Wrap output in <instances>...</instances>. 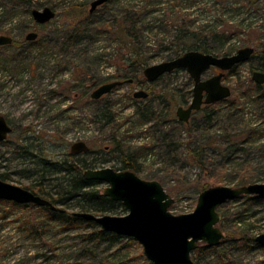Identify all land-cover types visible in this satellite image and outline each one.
<instances>
[{
    "label": "rangeland",
    "instance_id": "rangeland-1",
    "mask_svg": "<svg viewBox=\"0 0 264 264\" xmlns=\"http://www.w3.org/2000/svg\"><path fill=\"white\" fill-rule=\"evenodd\" d=\"M31 1L37 9L51 7L55 17L40 24L23 0L4 14L0 4V35L15 42L0 46V115L12 127L8 139L0 143V173L7 174L9 183L27 187L36 182L42 173L36 164L40 156L64 160L78 141L93 150L105 152L110 147L107 154L114 155L113 160L97 165L98 169L118 168L122 159L133 161L129 146L152 149L134 155L140 167L134 171L162 183L175 199L173 214L192 212L205 182L209 187L240 186L242 179L250 181L246 184L264 182V100L256 96L259 91L252 79L255 67L264 62L260 55L264 0H108L94 12H90L93 0ZM130 13L134 18L128 22ZM80 25L87 28L76 44L64 47L60 41L52 42L63 41ZM180 29L184 42L178 39ZM31 31L38 33L34 41L26 39ZM192 32L194 37H186ZM184 44L194 45L193 49L203 44L219 56L246 46L257 54L226 72L223 84L232 90L229 98L204 106L187 123L178 119L176 110L192 100V93H187L193 88L189 72L179 69L150 83L143 74L146 66L185 50ZM129 56L144 62V67L126 70L122 57ZM123 73L136 77L137 83L122 84L93 101L90 94L95 87ZM214 73L212 68L204 78ZM136 86L148 90L150 98L134 99ZM140 133L143 136L136 137ZM114 140L121 142L124 154L115 153ZM104 152L95 158L107 156ZM94 156L75 159L83 164ZM105 187V183L98 186L102 192ZM244 202L239 196L219 208V226L227 239L247 231L253 236L264 233V199L249 211ZM57 206L62 212L78 211ZM126 213L120 207L115 215ZM46 218L40 209L19 211L0 203V264H98L99 258H78L77 247H95L81 240L82 228L63 229L48 224ZM201 245L209 247L202 264H264L262 246L232 250L229 243ZM131 247L128 255L138 259L129 264H149L139 257L143 247L138 242ZM113 250H102V257Z\"/></svg>",
    "mask_w": 264,
    "mask_h": 264
},
{
    "label": "water",
    "instance_id": "water-1",
    "mask_svg": "<svg viewBox=\"0 0 264 264\" xmlns=\"http://www.w3.org/2000/svg\"><path fill=\"white\" fill-rule=\"evenodd\" d=\"M108 0H93L90 12ZM36 23L44 24L55 17L51 7L32 9ZM38 33L31 31L26 35L30 41L36 40ZM13 38L0 35V45H8ZM254 47L240 48L232 55L218 56L199 50H189L170 60L145 67L144 75L149 81H155L175 69H186L194 79L193 98L188 107L180 105L177 116L183 122H189L191 114L201 109L202 104H212L229 98L232 90L223 84L225 72L233 70L237 65L249 60ZM264 53V45L262 49ZM212 66L222 70L221 73L208 79L203 74ZM252 79L257 84H264V71L255 70ZM132 80L130 79L129 82ZM124 81L117 80L105 83L92 92L94 99L112 91ZM136 97L146 98L148 93L137 91ZM12 127L7 119L0 115V141L7 139ZM89 146L84 141L75 142L72 152H87ZM86 178L108 184L104 194L116 201H121L128 212L124 215L101 214L76 211L74 215L95 221L105 231L115 232L133 238L142 247L144 255L152 264H196L192 251L206 243L209 246L220 245L225 234L219 226L222 214L219 208L224 203L242 195H254L264 199V182H256L240 186L217 185L200 192L195 209L184 214H173L170 207L175 202L162 183L158 180H146L136 172L117 171L111 167L87 169ZM0 199L17 203H34L46 206L55 211H63L50 200L35 194L22 186L9 183L0 178ZM256 241L264 247V233L256 236Z\"/></svg>",
    "mask_w": 264,
    "mask_h": 264
},
{
    "label": "trees",
    "instance_id": "trees-1",
    "mask_svg": "<svg viewBox=\"0 0 264 264\" xmlns=\"http://www.w3.org/2000/svg\"><path fill=\"white\" fill-rule=\"evenodd\" d=\"M3 1H5L4 4ZM11 1L14 2V5H12V7H9L8 5L9 2ZM23 2L24 4H26L28 8V12L30 13L32 9L35 7V5L32 3L31 0H23ZM19 3L20 0H0V4L4 11L2 12V14L6 13L8 11V8H12L13 10H15L18 7ZM130 17L134 18V16L130 13L126 18L128 22L132 20ZM132 24L134 23L132 22ZM130 27L132 29L134 28V26H130ZM85 28H87L85 27V25H80L78 28H74V31L71 32L70 35H66L63 41H61L58 38H55L56 40L54 39L53 41L52 40L51 41L52 42L60 41L64 45V47L74 45L80 40V35L82 34V32L86 30ZM182 32L183 31L180 29L178 33L179 41H183L184 34H182ZM193 34H196V32H192L190 34L186 33V37L189 36L194 37L195 35ZM9 46H12V44L8 45V47ZM193 47L194 45L190 47H186L185 44L183 45V48L185 50ZM198 49H201L202 51H205L207 53L211 52V50H209L203 44L198 46ZM185 50H177L175 56L180 55L181 54L180 52ZM254 56H257V54L255 53ZM262 56L264 58V55ZM122 60H123L122 61L123 67L124 68L126 67V70L133 68L134 65H137L141 68H143L145 65L144 62L141 63L139 59L136 60L134 56L122 57ZM129 60H131L130 63ZM255 69L264 71V62L263 63L260 62V64L257 67H255ZM123 74L125 75V77H129L127 73H123ZM253 84L259 91L256 96L259 99L264 100V84H257V83H253ZM190 92L191 89L187 93L189 94ZM173 98L176 99V94L173 95ZM176 100L175 101L177 103L180 102V100L178 99ZM171 101L173 102V100ZM236 101H238V99H236ZM142 112L143 111H141V114ZM140 136L142 137L143 135L140 133L137 134L136 137H140ZM114 142L115 143L113 150L115 151V153L124 154V152L127 150L130 153L129 156L133 157V161H130L128 159H122V161L120 162L122 169H133L139 171L140 167L139 165H136L134 161L136 159L135 156L139 157L146 154L147 152L152 151V149L150 148L144 149L139 145L129 146L126 150H124L120 141L114 140ZM25 148L26 150H28L27 147ZM30 155L31 157L35 156L33 153H30ZM118 157L120 156L117 155V158ZM36 164L42 167L41 176L36 179L37 180L36 182L27 186V188L33 190L36 193H39L41 195L50 198L54 203L61 204L64 207L73 210L77 209L78 211L81 212H92L97 215H101L105 213H112V214L119 213L120 207H122L123 210H125L124 205L120 201H114L110 197L104 195L103 192L99 190L92 181L87 180L84 177L83 171L84 168L88 166L87 162L81 164V162H77L75 159H72L71 156H69V158H66L64 160H59V159L49 158V156L46 154L40 156V159L38 162L36 161ZM47 174H48V178H47ZM248 182L250 181L242 179L240 180L239 185L240 184L243 185ZM208 187H209V183L207 182L203 183L202 185L203 190ZM242 197L245 198L244 205L248 204L249 207V209H245V211H249L251 209L250 207L256 205L258 202L263 200L262 198L254 195H242ZM0 203L2 205L9 206L19 211L28 212L29 208L40 209L42 211H45L47 214V218L45 221L48 224L60 225L63 229L82 228L81 230L84 231V233L80 234L81 240L87 244H91V245L95 244V247L94 246L77 247L78 258L82 259L83 261H85L86 259L90 260V259L99 258L98 264H129L138 259V255L135 257L128 255L129 249L132 248L131 246L137 244V242L133 238L122 236L111 231H105L101 229L100 225L97 224L95 221L80 216H76L74 215V212H68V211L59 212L48 209L47 207H37L35 205H28V204L23 205V204L15 203L13 201H5L1 199H0ZM254 214L255 213H253V215L251 216H255ZM244 220L245 219L243 218V221ZM255 238L256 236H253L252 234L249 233V231H247V233H243V235L237 238L227 239L224 237V239L221 241V244L229 243V245L231 246L230 248L232 250L261 249L260 247L261 245L256 241ZM117 244L119 245V247H100L102 245L112 246ZM206 249H209V247L206 245L204 247L203 245L200 244L199 247H197L192 251V258L196 264H202V262L204 261V257H203L205 253L204 251ZM102 250L103 251L113 250V251L112 253H109L110 255L102 257L101 254ZM139 257L143 258V260H145L146 262H149V264H152L149 260H147V257L144 255L143 250L140 252Z\"/></svg>",
    "mask_w": 264,
    "mask_h": 264
},
{
    "label": "flooded vegetation",
    "instance_id": "flooded-vegetation-1",
    "mask_svg": "<svg viewBox=\"0 0 264 264\" xmlns=\"http://www.w3.org/2000/svg\"><path fill=\"white\" fill-rule=\"evenodd\" d=\"M91 6V5H90ZM14 43V40H13V42L11 43V44H13ZM11 44H8V45H11ZM8 45H6V46H8ZM0 46H4V45H0ZM255 49V48H254ZM189 50H199V51H202L201 49H193V48H190V49H187L186 51H189ZM239 50V49H238ZM237 50V51H238ZM185 51V52H186ZM202 52H205V51H202ZM207 53V52H206ZM255 53H256V51L254 50V53H253V55H252V57L255 55ZM262 55H264V53H263V51H262V53H261ZM260 54V55H261ZM181 55V54H180ZM180 55H178V56H180ZM178 56H174L173 58H177ZM219 56V55H218ZM173 58H171V59H173ZM244 63V62H243ZM241 64V63H240ZM239 64V65H240ZM135 66V65H134ZM238 66V65H237ZM236 66V67H237ZM136 67H138V66H136ZM135 67V68H136ZM147 67V66H146ZM212 68H214L215 69V73L213 74V75H211L210 77H212V76H214V75H217V74H219V73H221L222 72V70L220 69V68H218V67H215V66H212L211 68H209L208 70H210V69H212ZM125 69H126V67H125ZM124 69V70H125ZM145 69V68H144ZM144 69H143V74H144ZM181 69H183V68H181ZM179 69H175V70H173L172 72H170V73H173V72H176V71H178ZM207 70V71H208ZM261 71H263V70H261ZM206 73V72H205ZM204 73V74H205ZM190 74V73H189ZM204 74H203V76H202V78L203 79H208V78H210V77H208V78H204ZM225 76H226V72H225V74H224V77H223V79L225 78ZM144 77H145V75H144ZM162 77V76H161ZM160 77V78H161ZM146 78V77H145ZM160 78H158V79H160ZM132 80L131 82H129V80ZM157 79V80H158ZM223 79H222V81H223ZM117 80H121V81H124V83L123 84H128L129 86H132V85H135L136 83H137V78L136 77H125V76H122V75H120V76H117L115 79H111L110 81H107V82H104V83H101L99 86H97V87H95L93 90H92V92L95 90V89H97L98 87H100L101 85H103V84H105V83H109V82H112V81H117ZM146 80L150 83V82H153V81H149L147 78H146ZM190 80L191 81H193V88L191 89V92L190 93H192V98H193V89H194V85H195V82H194V79L191 77V75H190ZM156 81V80H155ZM139 84V83H138ZM122 85V84H121ZM140 85V84H139ZM120 86V85H119ZM152 86V85H151ZM118 87V86H117ZM139 87H141V86H136V88H139ZM115 89V88H114ZM140 90H144V91H146L147 93H148V96L146 97V98H139V97H136L135 96V93L137 92V91H140ZM150 90V89H149ZM113 91V90H112ZM112 91H110V92H112ZM92 92H91V98L93 99V101L94 100H97V99H94L93 97H92ZM108 94V93H107ZM106 94H104V95H102L100 98H102V97H104ZM133 97H134V99H136V100H147V99H149L150 98V92H148V90H146V89H141V88H139V89H137L134 93H133ZM100 98H98V99H100ZM169 100H172V98H170ZM192 101V100H191ZM191 103V102H190ZM190 103H188L187 105H185V104H182L184 107H188L189 106V104ZM213 104V103H212ZM206 105H210V104H205V103H203L202 104V107H201V109L204 107V106H206ZM180 106V105H179ZM178 106V107H179ZM200 109V110H201ZM200 110H198V111H200ZM195 112H197V111H194L192 114H191V116L195 113ZM176 114H177V110H176ZM178 117V116H177ZM179 119V118H178ZM180 120V119H179ZM185 123H187V122H185ZM10 134V133H9ZM9 134H8V136H9ZM7 139H8V137H7ZM7 139H5V140H3V141H6ZM3 141H0V143L1 142H3ZM88 145V144H87ZM109 149H110V147H106V149H105V152L103 151V150H93L92 148H91V146H89V150L87 151V152H80V153H74V152H72V146H71V148H70V151L68 152V157L69 156H71V158L72 159H75L76 157L75 156H78V155H92V154H95V156L93 157V159L91 160V161H88L87 163H88V166L87 167H85L84 168V171H83V175H84V173H85V171L87 170V169H98V167L100 166V165H104V164H109L112 160H113V157L112 156H114V155H112V156H108V154H107V152L109 151ZM105 153L107 156H102V157H97V158H95L97 155H100V154H102V153ZM112 154V153H111ZM117 158V157H116ZM76 160V159H75ZM80 162H81V160H79ZM85 163V162H84ZM97 165H99L98 167H97ZM107 167H111V168H114L115 170H117V171H125V170H130V171H134V170H132V169H122L121 168V164L119 165V167L118 168H116L115 166L113 167V166H107ZM105 168V167H104ZM100 169H102V168H100ZM135 172V171H134ZM84 177L86 178V176L84 175ZM0 178L2 179V180H4V181H7L6 179H8V177H7V174L6 173H0ZM87 180H90V181H92L96 186H97V188H98V186L101 184V183H105V182H100V181H97V180H93V179H88V178H86ZM8 182V181H7ZM106 184V187L108 186V184L107 183H105ZM24 188H27L26 186L24 187ZM27 189H29V188H27ZM99 189V188H98ZM29 190H31V189H29ZM31 191H33V190H31ZM34 192V191H33ZM35 194H38V195H41V194H39V193H36V192H34ZM103 194H104V190H103ZM105 195V194H104ZM42 197H44V198H46V199H48V200H50L51 202H53L50 198H48V197H46V196H44V195H41ZM107 196V195H106ZM109 197V196H108ZM112 199V198H111ZM1 200H3V199H1ZM5 201H7V200H5ZM114 201H116V200H114ZM14 202V201H13ZM121 202V201H120ZM15 203H17V202H15ZM54 203V202H53ZM122 203V202H121ZM18 204H21V203H18ZM24 204H28V205H35V206H37V207H46V206H39V205H36V204H34V203H23V205ZM55 205H60V206H63V205H61V204H56V203H54ZM123 204V203H122ZM64 207V206H63ZM125 207V206H124ZM48 208V207H47ZM49 209V208H48ZM52 210V209H51ZM125 210L128 212V210L126 209V207H125ZM59 212H62V211H59ZM110 214V213H109ZM224 239V238H223ZM222 239V240H223ZM201 244V243H200ZM264 248V247H263Z\"/></svg>",
    "mask_w": 264,
    "mask_h": 264
}]
</instances>
